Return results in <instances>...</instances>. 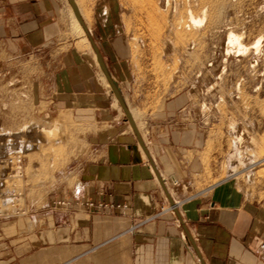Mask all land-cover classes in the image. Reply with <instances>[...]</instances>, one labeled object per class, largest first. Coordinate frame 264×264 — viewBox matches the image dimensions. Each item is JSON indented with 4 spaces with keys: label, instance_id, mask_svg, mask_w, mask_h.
Here are the masks:
<instances>
[{
    "label": "rangeland",
    "instance_id": "obj_1",
    "mask_svg": "<svg viewBox=\"0 0 264 264\" xmlns=\"http://www.w3.org/2000/svg\"><path fill=\"white\" fill-rule=\"evenodd\" d=\"M6 2L0 0V8ZM73 2L93 39L102 24L103 40L111 34L117 41L122 72L117 84L112 80L138 132L143 136L147 129L138 116L153 110L163 96L180 97L178 126L200 132L197 189L205 195L212 183L228 181L264 210V0ZM57 14L60 32L43 47L25 50L0 40V156L18 153L22 159V174L6 182L12 199L0 206L10 217L0 221L28 219L46 205L69 206L67 198L52 197L59 183L71 185L83 163L96 159L94 116L52 99L51 74L71 55L96 60L68 0H62ZM190 14L203 19L200 25L189 22ZM231 32L248 52L226 47ZM258 37L257 52L251 47ZM110 52L109 44L103 47L107 60ZM94 69L108 91L107 104L112 100L127 120L102 71Z\"/></svg>",
    "mask_w": 264,
    "mask_h": 264
},
{
    "label": "crops",
    "instance_id": "obj_2",
    "mask_svg": "<svg viewBox=\"0 0 264 264\" xmlns=\"http://www.w3.org/2000/svg\"><path fill=\"white\" fill-rule=\"evenodd\" d=\"M6 1L0 8L3 42L34 50L60 32L62 0ZM103 28L98 38L91 37L101 56L103 47L111 46L103 62L117 84L122 58L111 34L103 40ZM96 67L95 58L71 55L49 80L57 105L94 116L96 159L83 163L71 185L59 183L52 197L67 198L69 206L46 205L28 219L0 221V264H200L128 121L112 100L107 104L108 91ZM179 99L163 96L137 119L147 128L140 133L142 141L184 226L204 264H264V255L256 252L264 233L261 206L228 181L212 183L205 195L197 189L200 132L178 126Z\"/></svg>",
    "mask_w": 264,
    "mask_h": 264
},
{
    "label": "water",
    "instance_id": "obj_3",
    "mask_svg": "<svg viewBox=\"0 0 264 264\" xmlns=\"http://www.w3.org/2000/svg\"><path fill=\"white\" fill-rule=\"evenodd\" d=\"M68 2L70 4V6H71L72 13L75 15L77 21L80 23L81 28H83L88 42H90V45H91V48L93 50L94 56H96V60H97L98 66H99L100 70L102 71L107 83L110 85L112 93L114 95V98L118 101V103H119V105H120V107L122 109V112L125 113V117H126L128 123H129V126L132 128V131H133V133H134V135L136 137V141H138V144L140 145V147L142 148L144 154L147 156V158L149 160L150 167L153 170V172H154V174H155V176L157 178L158 183H160L161 189H162L165 197L168 200L169 206L172 207V212H174L179 225L183 229L184 236L186 237V239L189 241L190 245L192 246V248L194 250V253L197 255V257L199 259V263L200 264H204L203 259L201 257V254L198 253V250H197V247H196V244H195L194 240H192V237H191L186 225L184 226V223H183V221H182V219L180 217L179 211H177V209L175 207V202H174L173 198L170 196V193L168 192L164 181L160 177V175L158 173V170L156 169L155 165L153 164V162L151 160V157H150V155L148 153L147 147H146L144 141H142L140 133L138 132L137 127L135 126V123L133 121L131 112L128 110L123 98H121L119 90H118L116 84L114 83V81L112 80V78L110 76V73L108 72V70H106V67H105L104 62L102 60V57L99 54V50H98V47H97L96 43L93 41L88 29L85 27V24H84V22H83V20H82V18L80 16V14L77 13L76 7H75V4H74L73 0H68Z\"/></svg>",
    "mask_w": 264,
    "mask_h": 264
},
{
    "label": "built area",
    "instance_id": "obj_4",
    "mask_svg": "<svg viewBox=\"0 0 264 264\" xmlns=\"http://www.w3.org/2000/svg\"><path fill=\"white\" fill-rule=\"evenodd\" d=\"M22 159L20 154H11L7 156H0V206H6L7 202L12 199L13 190L6 187V182L10 180L11 175H21ZM11 194V195H9ZM60 202V201H58ZM61 203L64 204L62 201ZM69 204V202L65 203ZM89 206L93 205L92 202L87 203ZM5 209L0 208V218L10 217L5 213ZM256 252L264 255V233L258 237L256 242Z\"/></svg>",
    "mask_w": 264,
    "mask_h": 264
},
{
    "label": "bare ground",
    "instance_id": "obj_5",
    "mask_svg": "<svg viewBox=\"0 0 264 264\" xmlns=\"http://www.w3.org/2000/svg\"><path fill=\"white\" fill-rule=\"evenodd\" d=\"M77 5V4H76ZM78 6V5H77ZM76 11H77V13L78 14H80V8H78L77 7V9H76ZM203 13V15H201L202 16V18H204L205 17V10H204V12H202ZM71 15H72V19L75 21V25H77V29H78V31H79V33L80 34H82L83 36H84V41H86V43H88V41H87V38H86V36L83 34V31H82V29H81V27L79 26V23H78V21H76V18L74 17V14L72 13V10H71ZM190 21L189 22H191L193 25H200V23L202 22V20L203 19H200V18H198L197 16L196 17H194V15L192 16L191 14H190ZM87 26V25H86ZM85 26V27H86ZM88 27V26H87ZM86 27V28H87ZM88 30H89V28H87ZM261 40H262V37H258V38H256L255 40H254V42H253V46L251 47L253 50H256L257 52L258 51H261L260 50V44H261ZM226 47L228 46V45H230L233 49H235L234 51H235V53L237 52L238 54H240V53H245L249 48H246L244 45H242L241 44V38H240V36L239 35H237V34H233L232 32L231 33H229V35H228V37H227V40H226ZM259 49V50H258ZM232 52V51H231ZM248 52V51H247ZM229 54V53H228ZM240 138V137H239ZM239 143V142H238ZM239 145V144H238ZM174 184H176L175 183V181L173 182Z\"/></svg>",
    "mask_w": 264,
    "mask_h": 264
}]
</instances>
